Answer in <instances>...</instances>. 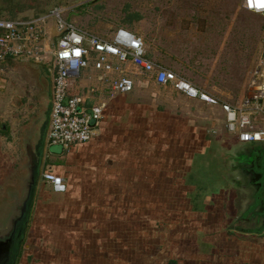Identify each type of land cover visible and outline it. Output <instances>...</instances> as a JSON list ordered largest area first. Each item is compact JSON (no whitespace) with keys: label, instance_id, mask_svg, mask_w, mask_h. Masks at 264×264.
<instances>
[{"label":"crops","instance_id":"crops-1","mask_svg":"<svg viewBox=\"0 0 264 264\" xmlns=\"http://www.w3.org/2000/svg\"><path fill=\"white\" fill-rule=\"evenodd\" d=\"M141 78L144 83L136 78V86L148 89L110 101L90 142L61 156L64 152L52 151L46 138L43 165L35 169L24 159L23 195L34 173L37 178L16 264H264V143L244 144L228 133L220 105L189 99L171 86L163 89L172 88L173 95L160 94L150 90L151 82L157 85L153 80ZM261 80L264 74H256L239 101L204 92L241 105L253 92L252 83ZM86 87L104 88L96 72L81 85L75 82L73 94L84 96ZM204 106L212 112L206 127L197 114ZM218 123L224 127L220 133L235 142L218 137ZM212 151L229 182L228 189L218 186L214 194L188 182L199 157ZM48 170L66 180L65 194L47 192L40 172L42 180ZM183 203L194 216L189 237L174 229L185 221ZM167 208L169 220L176 217L168 236L163 235L166 214L161 216ZM237 222L249 227L238 228Z\"/></svg>","mask_w":264,"mask_h":264},{"label":"rangeland","instance_id":"rangeland-1","mask_svg":"<svg viewBox=\"0 0 264 264\" xmlns=\"http://www.w3.org/2000/svg\"><path fill=\"white\" fill-rule=\"evenodd\" d=\"M243 2L244 0H0V18L28 21L61 8L66 10L63 14L65 20L106 39H112L117 28H127L144 39L151 58L161 66L175 72L201 91L227 93L239 101L247 94L252 78L258 73L264 74V19L246 11ZM38 65L47 67L21 61L0 62V126H10V130H5L6 132L0 129V206L6 205L11 196L16 195L18 190L21 191V180L26 172L22 166L24 158L19 146V124L14 120L17 113L22 115L23 112H19L15 105L17 101L28 105L30 99H34L31 95L36 97L40 109L46 105L47 97L39 90L37 79L44 70ZM138 79L144 83V78L137 77V81ZM144 88L148 89L139 84L133 94L136 95ZM149 88L160 94L161 91L165 95L174 94L172 88L163 89L164 87L153 82ZM140 99L141 96L138 97ZM204 107L205 109L199 107L197 114L203 119L199 124L206 127L209 122L207 115L212 112L209 111L211 107ZM217 125V131L223 132L224 127L219 123ZM169 131L167 129L166 133ZM218 137H225L233 142L236 140L226 133H220ZM168 146L170 145L166 144ZM187 146L182 144L183 151H186ZM54 148L60 149L53 147L52 151ZM68 153L70 151H64L61 156ZM211 154L215 153L212 151L207 156L199 157L188 182L208 186L210 189L207 190L214 194L218 186L228 189L229 182L222 174V162ZM55 160L52 159L51 163ZM187 163L184 175L182 174L183 190L185 173L190 164ZM42 172L40 181L43 184ZM46 190L53 195L50 188L47 187ZM54 198L60 199L61 196ZM182 210L181 219L183 221L185 218V221L180 225L181 228L174 229L177 234L189 237L188 228L194 216L190 214L188 206L185 209L184 203ZM170 211L167 208L161 215L166 214V231L163 234L166 236L173 230L176 220V217L169 220L167 216ZM236 226L249 227L240 222Z\"/></svg>","mask_w":264,"mask_h":264},{"label":"built area","instance_id":"built-area-1","mask_svg":"<svg viewBox=\"0 0 264 264\" xmlns=\"http://www.w3.org/2000/svg\"><path fill=\"white\" fill-rule=\"evenodd\" d=\"M244 8L264 19V0H244ZM65 12L56 8L28 21L0 20V62L39 63L53 73L47 133L51 148L64 152L90 142L97 136L103 109L117 97L132 93L137 77L171 86L189 99L220 105L228 133L244 144L264 143V80L252 83L253 92L241 105L222 103L150 60L146 43L138 34L120 27L112 39H106L65 20ZM92 72L98 74L104 88L86 87L84 96L72 94L75 82L81 85ZM42 181L55 195L67 192L66 180L52 170L42 175Z\"/></svg>","mask_w":264,"mask_h":264},{"label":"flooded vegetation","instance_id":"flooded-vegetation-1","mask_svg":"<svg viewBox=\"0 0 264 264\" xmlns=\"http://www.w3.org/2000/svg\"><path fill=\"white\" fill-rule=\"evenodd\" d=\"M28 65L33 66L32 64ZM38 67H42L44 70V73L42 72L37 79L40 84L38 85L39 90L47 97L46 105L40 109L36 103V97L31 95L34 99H30L28 105L17 101L15 107L23 114L17 113L14 118L15 123L19 124V134L21 133V144L19 145L21 156L35 169L38 164L42 163L43 165L42 159L45 156L54 79L53 73L48 67L40 65ZM0 129L2 132H6L5 130H10V126L1 124ZM36 175L34 173V177L28 180L24 195H22V190L20 192L18 190L19 195L17 192L16 195L10 197L6 205L0 206V262L2 264H16L17 262L22 245V234L29 218L30 204L34 199ZM20 188L22 187L20 186Z\"/></svg>","mask_w":264,"mask_h":264},{"label":"trees","instance_id":"trees-1","mask_svg":"<svg viewBox=\"0 0 264 264\" xmlns=\"http://www.w3.org/2000/svg\"><path fill=\"white\" fill-rule=\"evenodd\" d=\"M1 19V18H0ZM151 56H148V58H150ZM7 62H10V61H7ZM73 94V93H72ZM48 127H49V124H48Z\"/></svg>","mask_w":264,"mask_h":264},{"label":"water","instance_id":"water-1","mask_svg":"<svg viewBox=\"0 0 264 264\" xmlns=\"http://www.w3.org/2000/svg\"><path fill=\"white\" fill-rule=\"evenodd\" d=\"M0 264H2V262H0Z\"/></svg>","mask_w":264,"mask_h":264}]
</instances>
